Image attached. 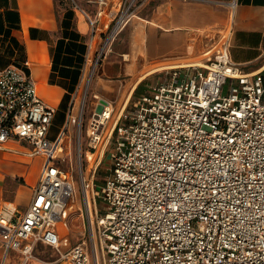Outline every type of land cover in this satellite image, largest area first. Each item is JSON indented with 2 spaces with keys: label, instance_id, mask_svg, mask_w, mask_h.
Segmentation results:
<instances>
[{
  "label": "built area",
  "instance_id": "built-area-1",
  "mask_svg": "<svg viewBox=\"0 0 264 264\" xmlns=\"http://www.w3.org/2000/svg\"><path fill=\"white\" fill-rule=\"evenodd\" d=\"M149 1L87 0L89 10L73 0L89 26V50L66 128L55 140L48 131L56 108L40 97L34 79L13 64L0 69V146L17 139L43 159L25 213L16 215L9 204L0 213L5 251L25 263L43 242L63 264H264V64L245 72L225 38L205 66L156 72L145 92L119 110L95 94L84 123L89 61H103ZM102 98L107 103L98 113ZM76 109L81 161L87 157L80 183L88 230L63 252L60 226L76 193L73 169L63 166V138Z\"/></svg>",
  "mask_w": 264,
  "mask_h": 264
},
{
  "label": "crops",
  "instance_id": "crops-1",
  "mask_svg": "<svg viewBox=\"0 0 264 264\" xmlns=\"http://www.w3.org/2000/svg\"><path fill=\"white\" fill-rule=\"evenodd\" d=\"M76 1L94 8L87 0ZM230 23L227 41L232 61L245 72L256 71L264 64V0H150L123 30L128 45L125 60L135 61L133 70L145 66L128 96L148 75L175 66L206 64L224 46ZM89 39V26L73 0H0V69L11 64L23 68L56 114L70 109ZM29 152L30 147L17 139L0 146V213L6 204L16 208V215H23L29 206L43 163ZM63 244L64 239L61 251L65 252L69 247ZM50 250L57 254L53 262L38 257ZM34 254L25 263L18 252L6 253L0 240V264H15V257L19 264L64 263L60 252L43 242L36 244Z\"/></svg>",
  "mask_w": 264,
  "mask_h": 264
},
{
  "label": "rangeland",
  "instance_id": "rangeland-1",
  "mask_svg": "<svg viewBox=\"0 0 264 264\" xmlns=\"http://www.w3.org/2000/svg\"><path fill=\"white\" fill-rule=\"evenodd\" d=\"M70 1V0H69ZM72 2V1H71ZM138 20V19H137ZM231 32V23L228 26V29L224 31V35L228 39ZM126 36V31H123L119 34V36L113 42L111 47L110 53L106 56L103 61L99 63L94 62L90 67H88V71L90 70V83L85 88V83L82 85L83 90L85 88V98L87 102V108L85 113V120L84 123L87 125L88 118L90 114V106L94 102V95H112L113 100L117 104L116 110H119V107L127 100L129 91L131 87L135 85L139 79V77L144 73V68H141L137 71V67L133 70V65L135 64L132 59L129 61L125 60V54L127 53L128 45L124 43V39ZM105 40V35L103 36V40H101V45ZM100 45V46H101ZM98 52L92 54L94 61L97 59ZM133 63V65H132ZM122 68L124 71H122ZM104 70L108 71L106 76H100L99 74H103ZM157 78V73L148 75L141 81V87L139 91L136 93V89L133 91L131 95V99H134L139 94L144 93L147 85L152 83ZM103 86L110 87L112 86L111 91L114 90V93L108 94L106 90L103 89ZM80 101H78L79 106ZM115 104V105H116ZM69 108L67 109H60L51 126L49 127L48 131V138L50 140H55L60 133L66 128L67 120H68ZM76 119L71 122L70 130L67 132L69 138L67 136L63 138V143L65 144L64 153H63V166L67 168L69 171L73 169V176L74 181L76 184V193L71 200L65 215H64V222L60 226L62 231L65 233L64 238V246L68 248L76 243L81 242L83 240V235L87 233L88 225H87V216H86V206H85V199L81 189L80 183V172H81V163L86 171L87 165V157H83L81 161L80 157V139L78 135V109L75 110ZM85 141V136H83L82 142ZM86 148L84 147V152ZM108 162L106 158L103 159L101 166L98 169L97 177L95 183L103 184V179L106 176L105 168ZM99 203V202H98ZM99 210H100V203H99ZM38 257L42 260L53 262L57 258V254L50 250L48 253L40 252ZM16 262L15 264L21 263L19 257H15ZM39 264V263H38ZM58 264V263H57Z\"/></svg>",
  "mask_w": 264,
  "mask_h": 264
},
{
  "label": "water",
  "instance_id": "water-1",
  "mask_svg": "<svg viewBox=\"0 0 264 264\" xmlns=\"http://www.w3.org/2000/svg\"><path fill=\"white\" fill-rule=\"evenodd\" d=\"M110 88L112 89V86H110V87L103 86V89L106 90L108 94H110V93H114V90L111 91ZM104 96L107 97V98H109V99H112V100H113L112 95H104ZM106 103H107V101H106L104 98H102V99L100 100V104L98 105V108H97V112H98V113H100V112L103 111L104 105H105Z\"/></svg>",
  "mask_w": 264,
  "mask_h": 264
},
{
  "label": "bare ground",
  "instance_id": "bare-ground-1",
  "mask_svg": "<svg viewBox=\"0 0 264 264\" xmlns=\"http://www.w3.org/2000/svg\"><path fill=\"white\" fill-rule=\"evenodd\" d=\"M92 63H93V60H90L88 66H87V68H86V73H85V76H84V83H85L86 87H87L88 84L90 83L89 81H90V79H91V75H90V70L88 71V67H90V66L92 65ZM94 64H95V63H94ZM95 65H96V64H95ZM205 65H206V64L197 65V66H205ZM89 76H90V79H89ZM129 98H130V97L128 96L127 99H129Z\"/></svg>",
  "mask_w": 264,
  "mask_h": 264
},
{
  "label": "trees",
  "instance_id": "trees-1",
  "mask_svg": "<svg viewBox=\"0 0 264 264\" xmlns=\"http://www.w3.org/2000/svg\"><path fill=\"white\" fill-rule=\"evenodd\" d=\"M140 87H141V85H139V87L136 89V93L139 91Z\"/></svg>",
  "mask_w": 264,
  "mask_h": 264
}]
</instances>
